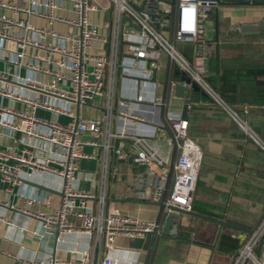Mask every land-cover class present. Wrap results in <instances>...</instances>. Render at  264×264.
Instances as JSON below:
<instances>
[{
  "label": "built area",
  "instance_id": "1",
  "mask_svg": "<svg viewBox=\"0 0 264 264\" xmlns=\"http://www.w3.org/2000/svg\"><path fill=\"white\" fill-rule=\"evenodd\" d=\"M225 1L174 0L172 6L170 0H0V60L6 62L0 69V129L21 134L18 150L0 147V177L19 184L23 174L31 177L48 173L60 178L64 193L55 208L27 209L1 200L0 205L38 219L45 236L91 234L98 248L105 247L101 264H114L116 260L109 253L115 248L116 238H138L162 231L156 219L125 214L108 201L107 177L110 171H118L112 156L125 157L124 139H128L142 180L137 195L156 203L162 201L164 215L192 211L202 148L189 136L186 117L170 111L172 92L166 90L163 100L145 84L154 86L158 82L156 75L152 79V73H157L163 54L189 78L170 79L169 91L176 82L190 86L194 81L222 104L206 81L207 45L211 40L206 30L213 8ZM118 78L131 80L136 94L130 99L116 96ZM135 103L156 108L157 129L165 127L171 132L176 143L172 170L168 159L144 134L125 129L128 123L146 120L132 109ZM39 109L67 120L38 115ZM231 115L256 139L235 111L231 110ZM113 117L120 122V130L112 131ZM86 146L100 147L97 193L76 185L81 177L90 178L89 171L82 175L79 161L96 157L93 151L85 150ZM24 200L37 202L35 197ZM69 215L78 217L80 224L71 223ZM0 222L14 225L2 216ZM235 237L239 246L230 264H264V214L250 232L236 233ZM88 257L83 251L79 262L60 263L89 264Z\"/></svg>",
  "mask_w": 264,
  "mask_h": 264
},
{
  "label": "crops",
  "instance_id": "2",
  "mask_svg": "<svg viewBox=\"0 0 264 264\" xmlns=\"http://www.w3.org/2000/svg\"><path fill=\"white\" fill-rule=\"evenodd\" d=\"M217 9V42L214 40L213 10L206 30L211 39L207 45V76L219 78L222 72L228 71L230 74L225 78L235 79L238 76L233 71L259 69L263 70V74H257L255 79L261 83L264 81V2L226 0ZM212 57H217L214 67L209 62ZM5 66L6 62L0 60V69L3 70ZM175 67L164 55L156 73L158 82L154 86L147 83L146 87L153 88L156 95H162L164 76H167L168 81L174 79L172 76L168 78V75L172 74ZM131 85V80L121 81L118 78L115 83L116 96L130 99L136 94ZM189 87L190 103L186 112L188 134L200 145L203 153L192 201H203L208 210L222 216L221 219L252 229L264 212V102H258V90L252 80L237 81L231 106L223 102L220 104L202 93L194 92L191 85ZM168 92L171 93L172 90ZM1 101L6 104V99ZM12 106L20 105L12 103ZM131 107L146 120L128 123L125 129L144 134L170 164L173 138L165 127L163 130L157 129V109L147 103H135ZM179 108L180 106L170 111L179 113ZM230 109L246 122L256 139L244 131L231 115ZM244 110L247 112L244 113ZM37 114L60 122L67 120L65 116L41 109L37 110ZM120 127L118 119L113 117L112 131L120 130ZM20 137L19 132L1 128L0 147L18 150L21 147ZM42 145L56 148L47 143ZM85 150L93 151L96 157L79 161L82 175L89 171L90 178L81 177L76 185L79 189L97 193L100 187V147L86 146ZM123 151L126 153L125 157L112 156V164L118 166V171L115 174L110 171L108 174V201H112L125 214L156 219L159 202L140 198L136 193L142 180L139 178L140 168L132 160L130 140L124 139ZM174 160L175 156L173 162ZM27 177L29 176L21 175L19 184L8 183L0 177V200L27 209L59 206L62 190L58 176L38 173ZM7 188L11 190L7 191ZM21 193L23 197L19 195ZM29 197H35L37 202L28 203L24 200ZM0 216L14 224L9 226L0 222V264H50L52 258L57 260L54 264H63L60 262L64 260L79 262L83 251L88 253L89 264H101V259L106 254L105 247L101 245L98 248L91 234L66 232L57 237L42 235L43 228L38 219L6 205H0ZM164 216H159L162 226ZM68 219L76 226L80 224V219L74 215H69ZM172 224L173 227L176 225L178 235L208 243L213 241L217 230L215 222L188 213H183L181 218H174ZM226 230L227 227L221 228L222 232ZM235 233L248 232L236 230ZM114 244L115 248L109 253L116 260L114 264H206L210 252L207 246L161 233L155 235L150 246V234L138 238L120 236ZM231 257L232 255L219 253L215 249L210 264H230Z\"/></svg>",
  "mask_w": 264,
  "mask_h": 264
},
{
  "label": "trees",
  "instance_id": "3",
  "mask_svg": "<svg viewBox=\"0 0 264 264\" xmlns=\"http://www.w3.org/2000/svg\"><path fill=\"white\" fill-rule=\"evenodd\" d=\"M213 67L217 63V57H212L209 61ZM175 69V70H174ZM172 70V74L168 75L169 77H174V79L177 80H189V78L186 76V74L182 71H180L177 66ZM213 69V68H212ZM263 74V70L259 69H251L247 68L246 70H241L234 72L233 74H236L238 77H230L229 79L225 78L227 74H230L228 71L222 72V75H220L219 78H215V76H207L206 81L209 84V86L218 94L220 99L223 101L224 104L227 106H231V103L233 102V95L235 92V87L237 84L238 80L245 79V80H252V83L256 86L257 88V96L260 99H257L258 102H264V81L261 83L255 79V76L257 74ZM244 74V77L243 75ZM191 88L194 92L196 93H202L203 95L207 96L209 99L211 97L208 95V93L196 82L192 81L191 82ZM192 210L198 213L218 217V218H223L220 215L215 214L214 212L208 210L207 205L203 201H192ZM231 232H220L217 244H216V251L219 253L223 254H230L233 255L236 252V249L239 246V241L237 237H235V232L236 230L227 227Z\"/></svg>",
  "mask_w": 264,
  "mask_h": 264
},
{
  "label": "water",
  "instance_id": "4",
  "mask_svg": "<svg viewBox=\"0 0 264 264\" xmlns=\"http://www.w3.org/2000/svg\"><path fill=\"white\" fill-rule=\"evenodd\" d=\"M254 1L255 2H260V3L264 2V0H254ZM170 4L173 6L174 5V0H170ZM213 11H214V16H215V18H214V35H215L214 36V40H215V42H217V40H218V20H217L218 9H217V7L213 8ZM171 17H172V15L170 14V18ZM167 60L169 61L168 58H167ZM155 75H156V72L153 71L152 79L155 78ZM162 83H163L162 98H163V100H165L166 90L169 88L168 87V79H167L166 75L164 76V79H163ZM189 95H190V87L186 86V85H183L182 82H176L174 84V86L172 87V96L169 98V102H170V104H169L170 106L169 107H170V109L178 108L180 106L179 112H180L181 116L182 117H186V112H187V110L189 108V103H190ZM162 109H163V107L161 106V111L160 112H162ZM76 120H77V118H76ZM175 153H176V143L173 140V145H172V150H171V161H170V166H169L170 170H172L173 158L175 156ZM60 195L62 197L64 196L63 191L60 192ZM162 206H163V202L161 201V202H159V214L156 216V221L157 222H159L160 214L161 215L163 214L162 213ZM183 213L192 214V215H195V216H198V217H201V218H204V219H207V220L215 222L217 224V230H216L215 237H214L213 241L211 243L202 242V241H199V240H192L191 238L183 237V236L178 235L177 234L176 225L173 227L172 221H173L174 218H181V215ZM263 214H264V212H263ZM222 227H229V228H232L234 230H241V231H246V232H250L251 231V229L244 228L243 226H240V225H237L235 223L226 221L224 219H219V218H216V217H212V216H209V215L198 213V212H195L193 210L190 211V212H185L183 210H177V212H171V213H169V214L164 216V223H163V226H162L161 234L162 235H172L175 238L190 240V241H193V242H195L197 244L209 247L210 248V252H209V256H208V260H207L206 264H210L211 259L213 257V254L215 253L217 240H218V237H219V234L221 232V228ZM154 237H155L154 233L150 234V244H149V246L151 245ZM148 252H149V249L147 250V253ZM51 264H54V258H52ZM144 264H146V262Z\"/></svg>",
  "mask_w": 264,
  "mask_h": 264
},
{
  "label": "rangeland",
  "instance_id": "5",
  "mask_svg": "<svg viewBox=\"0 0 264 264\" xmlns=\"http://www.w3.org/2000/svg\"><path fill=\"white\" fill-rule=\"evenodd\" d=\"M208 45H209V44H208ZM163 58H164V55H162V56H161V59H160V60L162 61V60H163ZM204 226H205V223H204ZM223 230H225V229H223ZM226 231H227V232H231V230H229V229H228V230H226Z\"/></svg>",
  "mask_w": 264,
  "mask_h": 264
}]
</instances>
